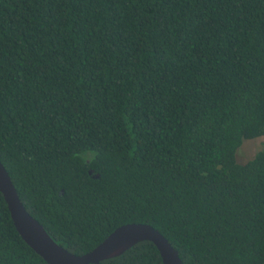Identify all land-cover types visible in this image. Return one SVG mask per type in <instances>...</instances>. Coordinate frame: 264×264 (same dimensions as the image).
<instances>
[{
  "label": "trees",
  "instance_id": "trees-1",
  "mask_svg": "<svg viewBox=\"0 0 264 264\" xmlns=\"http://www.w3.org/2000/svg\"><path fill=\"white\" fill-rule=\"evenodd\" d=\"M263 135L264 0H0V161L68 251L140 222L183 264H264V149L235 156ZM0 264H48L1 192Z\"/></svg>",
  "mask_w": 264,
  "mask_h": 264
},
{
  "label": "water",
  "instance_id": "water-1",
  "mask_svg": "<svg viewBox=\"0 0 264 264\" xmlns=\"http://www.w3.org/2000/svg\"><path fill=\"white\" fill-rule=\"evenodd\" d=\"M0 192L20 237L48 264H96L120 255L141 241H150L155 245L163 264H183L177 250L157 229L140 222L118 226L84 254L78 255L68 251L54 241L43 225L26 210L1 161Z\"/></svg>",
  "mask_w": 264,
  "mask_h": 264
},
{
  "label": "rangeland",
  "instance_id": "rangeland-1",
  "mask_svg": "<svg viewBox=\"0 0 264 264\" xmlns=\"http://www.w3.org/2000/svg\"><path fill=\"white\" fill-rule=\"evenodd\" d=\"M264 149V135L252 139H245L236 150V161L244 163L251 159L253 155Z\"/></svg>",
  "mask_w": 264,
  "mask_h": 264
},
{
  "label": "clouds",
  "instance_id": "clouds-1",
  "mask_svg": "<svg viewBox=\"0 0 264 264\" xmlns=\"http://www.w3.org/2000/svg\"><path fill=\"white\" fill-rule=\"evenodd\" d=\"M96 156H97V153L94 149H88V150L81 151L79 153L74 154V158L79 159L81 163H84L85 161L89 163L94 162Z\"/></svg>",
  "mask_w": 264,
  "mask_h": 264
}]
</instances>
